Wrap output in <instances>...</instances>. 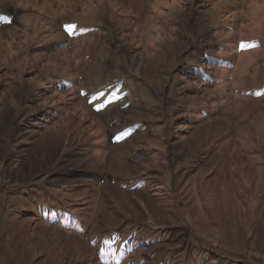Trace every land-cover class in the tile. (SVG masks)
Returning a JSON list of instances; mask_svg holds the SVG:
<instances>
[{"label":"rangeland","instance_id":"rangeland-1","mask_svg":"<svg viewBox=\"0 0 264 264\" xmlns=\"http://www.w3.org/2000/svg\"><path fill=\"white\" fill-rule=\"evenodd\" d=\"M153 3L0 0V264H264V0Z\"/></svg>","mask_w":264,"mask_h":264},{"label":"trees","instance_id":"trees-1","mask_svg":"<svg viewBox=\"0 0 264 264\" xmlns=\"http://www.w3.org/2000/svg\"><path fill=\"white\" fill-rule=\"evenodd\" d=\"M39 210L45 219H56L86 237L92 251V258L84 264H139L137 260H142L141 255L139 256L137 252L139 248L143 247L140 241H149L143 236L146 234L143 230L131 229L126 232L101 231L94 233L92 230L87 231L90 225L84 226L82 217L80 219L74 213L75 211L67 209L60 212L47 207Z\"/></svg>","mask_w":264,"mask_h":264},{"label":"clouds","instance_id":"clouds-1","mask_svg":"<svg viewBox=\"0 0 264 264\" xmlns=\"http://www.w3.org/2000/svg\"><path fill=\"white\" fill-rule=\"evenodd\" d=\"M27 7V5H25ZM35 7V5H33ZM264 8V5L260 6ZM151 8L154 13L158 14L161 17L171 16L173 13H181L185 10L184 0H155V3L151 5ZM216 8L214 4L212 8L209 9V12H212ZM255 14V12H253ZM261 19H264V15L261 16ZM8 55H14L11 49H8Z\"/></svg>","mask_w":264,"mask_h":264},{"label":"snow or ice","instance_id":"snow-or-ice-1","mask_svg":"<svg viewBox=\"0 0 264 264\" xmlns=\"http://www.w3.org/2000/svg\"><path fill=\"white\" fill-rule=\"evenodd\" d=\"M72 27H74V26H70V28H72Z\"/></svg>","mask_w":264,"mask_h":264}]
</instances>
